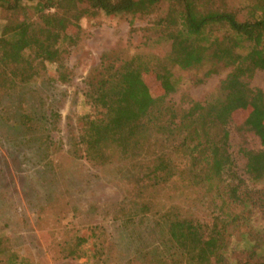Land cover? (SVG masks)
Segmentation results:
<instances>
[{"label":"rangeland","instance_id":"1","mask_svg":"<svg viewBox=\"0 0 264 264\" xmlns=\"http://www.w3.org/2000/svg\"><path fill=\"white\" fill-rule=\"evenodd\" d=\"M225 1L241 19L250 18V0ZM168 7L164 1L146 16L82 18L80 29L67 30L75 44L59 37V61L34 60L24 47L23 64L31 62V70L25 65L28 73L37 72L24 80L10 74L20 66L0 62V264L9 259L19 264H186L168 237L163 215L172 212L207 226L219 207L238 215V224L227 232L230 259L255 248L253 264H264V177L249 178L243 154L263 146L253 132L236 127L243 111L225 126L233 167L212 181L188 166L181 151L171 154L179 169L169 179L153 185L142 181L141 166L169 150L164 133L152 128L135 135L125 149L116 141L105 143L97 160L86 151L90 137L81 132L82 125L99 121L104 112L103 101L91 98L101 66L139 56L152 67L145 80L157 89L153 71L171 42L156 23ZM30 13L19 16L35 18ZM247 46L239 51L245 53ZM211 66L172 69L175 88L164 99L161 122L181 124L176 143L195 128L210 137L221 132L220 126L186 118L194 103L204 107L198 115L224 99L221 84L231 69L217 64L205 77ZM248 83L264 93V70L257 69ZM230 187H236L239 202L230 198ZM79 237L85 239L82 252L71 258L67 245L75 246Z\"/></svg>","mask_w":264,"mask_h":264},{"label":"trees","instance_id":"2","mask_svg":"<svg viewBox=\"0 0 264 264\" xmlns=\"http://www.w3.org/2000/svg\"><path fill=\"white\" fill-rule=\"evenodd\" d=\"M164 1L169 4L168 10L156 24L171 43L170 50L164 59H158L153 71L158 87L153 90L145 80L152 67L139 56L99 68L100 78L93 85L96 95L91 98L103 101L104 112L99 121L84 123L81 129L90 137L86 144L90 159L97 160L105 143L116 141L125 149L135 135L152 128L164 133L165 140L170 142L169 150L157 153L150 164L141 166L142 181L153 185L160 179H169L179 169L171 157L176 151H181L188 166L199 171L204 181H212L233 167L225 126L233 122L235 112L243 111L245 115L236 127L253 132L263 146L260 150L243 151L245 170L251 180L262 179L264 93L249 87L248 79L257 69L264 70V0H250V18L243 19L225 0H0V62L7 67L20 66L19 71L11 70L12 76L19 73L22 80L30 78L37 72L28 73L25 65L31 70V62L23 64L24 47L33 51L34 60L59 61L62 52L59 37L64 44H75L77 39L67 30L80 29L82 18L96 17L100 13L109 17L146 16ZM30 11L35 18L26 15ZM21 12L26 13L24 18L19 16ZM245 43L247 51L241 53L239 49ZM205 62L212 64L205 77L215 72L217 64L231 69L221 84L224 99L198 115L195 113L204 107L196 102L186 118H193L196 124L220 126L221 132L210 137L195 128L176 143L175 130L180 129L181 124L176 125L172 120L166 125L161 122L164 99L175 88L172 69H189ZM228 194L233 202H239L236 187H230ZM219 208L215 222L207 226L179 218L172 212L163 215L170 241L185 255L186 264H253L257 255L255 248L238 251L233 260L228 256L230 235L227 232L230 225L238 224V215ZM219 222L223 225L217 224ZM84 240L79 237L75 246L68 244L67 256L79 257ZM5 264L19 263L9 259Z\"/></svg>","mask_w":264,"mask_h":264}]
</instances>
